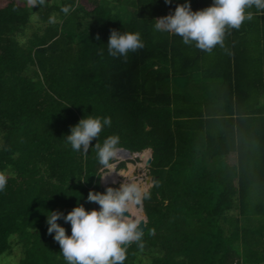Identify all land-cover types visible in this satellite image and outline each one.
Listing matches in <instances>:
<instances>
[{"label": "trees", "instance_id": "1", "mask_svg": "<svg viewBox=\"0 0 264 264\" xmlns=\"http://www.w3.org/2000/svg\"><path fill=\"white\" fill-rule=\"evenodd\" d=\"M185 2L0 0V264H67L45 215L91 211L89 191L117 188L99 184L95 148L65 142L89 115L111 119L92 145L151 150L146 229L124 264H264V12L247 9L208 53L155 30ZM112 30L144 47L109 56Z\"/></svg>", "mask_w": 264, "mask_h": 264}, {"label": "clouds", "instance_id": "2", "mask_svg": "<svg viewBox=\"0 0 264 264\" xmlns=\"http://www.w3.org/2000/svg\"><path fill=\"white\" fill-rule=\"evenodd\" d=\"M164 2L170 5L173 0ZM253 7L264 12V0H212L211 6L198 11H193L186 0L184 4H176L174 11L167 16L155 20V30L178 35L185 45L194 44L197 49L211 53L217 45L223 47L226 29H239L246 20L252 19V14L246 10ZM61 11L67 14L70 8L65 6ZM143 47L139 33H120L116 30L110 32L106 45L108 55L114 58H126L129 52ZM110 125V117L89 115L70 127V134L64 137L65 142L73 151L84 155H87L90 147L95 148L99 164L108 168L109 162L119 153V137L110 136L103 145L97 142L92 145V141L97 140L103 128ZM144 151H149L151 155V150ZM128 154L139 156V153L129 151ZM7 183V175L0 172V192L4 191ZM147 198L148 193L135 183L123 182L119 188L108 187L103 193L89 191L87 201L99 205L98 210L87 211L78 203L66 215L50 211L49 215H45L47 232L54 234L53 239L59 244L60 254L67 264H124L125 249L141 240V224H144L143 217L130 215L129 206L141 204V210L142 200ZM61 219L70 224V235L57 223Z\"/></svg>", "mask_w": 264, "mask_h": 264}, {"label": "rangeland", "instance_id": "3", "mask_svg": "<svg viewBox=\"0 0 264 264\" xmlns=\"http://www.w3.org/2000/svg\"><path fill=\"white\" fill-rule=\"evenodd\" d=\"M21 3H24L26 4L28 7H32L34 2L33 0H20ZM44 1H47V3L49 4H58L59 0H44ZM110 1V0H109ZM113 5V4H111ZM262 70V67H260L257 72H260ZM262 103H264V99L261 101ZM149 151H144L142 153H139V156L137 155H132L130 154V158L129 159H125L123 157H120L121 154H119V156L117 155L113 160L115 161L113 164H111L108 168H110L111 172L115 175V174H118V173H115V172H119V173H125V175H121V177H119L118 181L116 183H111V182H105V178L101 179L104 175L107 174V172H109L108 168H104L102 171H101V175L99 177V184L100 185H106V187L108 186H111V185H114V186H117V188L120 187V185L125 182V183H128V180L130 178H134L133 180H135L136 183H138L139 187L142 188L144 191H148V189L152 186V181L151 179L149 180L148 183H146V181L148 180V173L146 172L147 171V168L145 167V161H146V158L148 156V153ZM123 155V154H122ZM124 156V155H123ZM145 159V160H144ZM126 161H131L132 163H129V164H125V168L124 169H121V170H116V167L118 165V163L120 162H126ZM231 161V160H230ZM128 166H130L131 168H135L134 170L133 169H130ZM115 171V172H114ZM150 178V177H149ZM141 205V204H140ZM140 205H130L129 206V213L131 215H133V217H139L140 215ZM145 220V219H144ZM15 255L16 256H19L18 252H15ZM11 263H13V260L11 261ZM4 264V263H2Z\"/></svg>", "mask_w": 264, "mask_h": 264}, {"label": "water", "instance_id": "4", "mask_svg": "<svg viewBox=\"0 0 264 264\" xmlns=\"http://www.w3.org/2000/svg\"><path fill=\"white\" fill-rule=\"evenodd\" d=\"M119 153H121V154H123L124 155V157H125V159L126 158H129V154H128V151H125V150H123V149H119ZM150 154H151V151H150ZM151 155H149V157H147L146 158V161H145V167H149V165H150V163H151ZM149 180H150V178H148V182H149ZM95 209L96 210H98L99 209V205H95ZM140 212H141V216L143 217V220L144 219H146V217H145V213L143 212V210H142V207H141V210H140ZM127 215V214H126ZM145 221L146 220H144V224L142 223L141 224V228H142V230H143V232H142V234L144 233V231H145V229H146V227H145ZM131 245V244H130ZM129 245V246H130ZM128 247V246H127ZM126 247V248H127Z\"/></svg>", "mask_w": 264, "mask_h": 264}, {"label": "crops", "instance_id": "5", "mask_svg": "<svg viewBox=\"0 0 264 264\" xmlns=\"http://www.w3.org/2000/svg\"><path fill=\"white\" fill-rule=\"evenodd\" d=\"M261 56V55H260ZM263 69V68H262ZM262 71V70H261ZM231 160V161H230ZM228 162H233L234 163V156H230L229 157V159H228ZM107 174H109V173H107ZM119 177H121V175H116V177H106L104 180H105V182H114V183H116L117 181H118V179H119ZM134 178H130L129 180H128V183L130 182V181H134L133 180ZM120 180V179H119ZM147 182V181H146ZM139 186V185H138ZM142 189V188H141ZM143 190V189H142Z\"/></svg>", "mask_w": 264, "mask_h": 264}, {"label": "bare ground", "instance_id": "6", "mask_svg": "<svg viewBox=\"0 0 264 264\" xmlns=\"http://www.w3.org/2000/svg\"><path fill=\"white\" fill-rule=\"evenodd\" d=\"M148 153H149V152H148ZM119 154H121V153H118V156H119ZM148 155H149V154H148ZM120 157L125 158L122 154L120 155ZM147 157H148V156H147ZM128 167H129L130 169H133V170L135 169V168H133V167L131 168L130 166H128ZM108 169H109V170H108L109 172H107V173H110V174L107 175L106 177H110V176H111V177L113 178V177H116V175H125V173H123V172H122V173H119V172H115V171H114V172H115V173H118V174H115V175H114V174L112 173L113 171L111 172L110 168H108ZM111 183L113 184L114 182H111ZM129 183H135V184L138 185V183H136L135 180H134V181H130ZM130 215H131V214H130ZM131 216H133V215H131ZM139 217H142V216H141V213H140Z\"/></svg>", "mask_w": 264, "mask_h": 264}]
</instances>
